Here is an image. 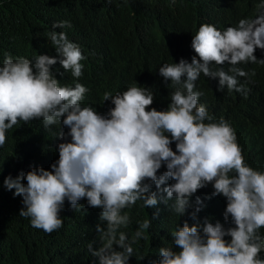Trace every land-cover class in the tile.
Returning <instances> with one entry per match:
<instances>
[{
  "label": "clouds",
  "instance_id": "obj_1",
  "mask_svg": "<svg viewBox=\"0 0 264 264\" xmlns=\"http://www.w3.org/2000/svg\"><path fill=\"white\" fill-rule=\"evenodd\" d=\"M256 7L255 18L240 19L223 33L201 24L191 41L196 53L191 62L181 59L159 69L160 76L175 88L163 111L157 107L148 110L153 93L131 86L123 93H103L104 101L114 105L103 116L90 106L88 89L82 84L60 86L51 66L59 62L79 78L80 61L85 59L64 32L48 34L56 57L38 55L33 63L6 54L0 67V146L6 142V132L20 121L42 118L48 127L63 118L68 128L67 134L58 133L68 140L58 144L59 159L50 166L51 171L34 168L16 178L5 177V187L22 197L24 207L19 214L30 218L33 228L50 234L63 226L60 213L65 200L73 208L81 201L107 222L106 228L96 226L102 246L93 251L89 244V252L98 257L99 264H127L133 256L132 245L143 237L151 221L140 223L129 241L119 231L130 222L123 209L142 201V207L156 205L183 216L189 198L211 183L212 195L225 198L221 215L216 210V223L205 219L203 225L189 226L185 221L172 233L179 250L160 248L158 264H264L260 257L264 237L259 234L264 227V172L247 162L238 134L228 121L213 122L215 116L195 83L203 74L218 78V90L226 86L246 95L237 77L249 73L236 65L264 64L254 55L256 49L264 50V0ZM65 26L71 25L61 21L52 27ZM226 61L231 65L228 72L213 70V62L222 65ZM196 204L201 205L199 198ZM199 211L197 207L191 217L195 219Z\"/></svg>",
  "mask_w": 264,
  "mask_h": 264
},
{
  "label": "trees",
  "instance_id": "obj_2",
  "mask_svg": "<svg viewBox=\"0 0 264 264\" xmlns=\"http://www.w3.org/2000/svg\"><path fill=\"white\" fill-rule=\"evenodd\" d=\"M262 0H0V67L6 54L13 59L24 57L35 62L38 55L56 57L49 32H64L70 42L80 47L85 59L82 75L74 78L71 70L65 71L59 62L51 66L60 86L74 87L76 83L88 89V101L96 112L107 116L114 107L104 101V92L123 93L131 86L147 88L153 93V103L163 111L175 88L159 74L164 64L178 63L181 59L191 62L196 53L191 41L201 24H210L225 31L235 27L240 19L255 18L257 5ZM67 21L71 26L53 29V25ZM257 60H264V50L256 49ZM199 59V57H197ZM213 70L229 71L231 65H211ZM236 67L249 73L237 77L245 92L229 91L225 86L218 90V78L200 75L195 82L200 87L202 100L215 116L228 121L238 134L247 162L264 172V64L239 63ZM255 73L252 75L251 73ZM231 74V73H229ZM184 79V77H182ZM103 94V95H102ZM102 95V96H101ZM82 107L84 105H81ZM63 119V118H62ZM60 123L44 126L41 119L20 121L6 132V142L0 146V264H99L98 257L89 252L102 246L103 241L96 226L106 228L97 210L81 201L73 208L65 200L60 218L63 226L45 233L33 228L30 218L21 216L24 207L22 197L14 196V189L4 185L5 177L16 178L34 168L51 171V165L59 159L58 133L68 128ZM163 170L166 171V166ZM170 179V178H169ZM21 183L26 184V180ZM174 181L171 182V184ZM211 183L197 190L189 198L185 214L166 211L158 206L142 207V201L122 210L130 222L119 231L125 232L131 241L139 224L151 221L142 238L133 246V256L127 264H158L159 249L172 247V233L187 221L203 225L205 219L214 222L220 210L223 196H213ZM210 198H207L208 194ZM159 194H157L158 196ZM204 195V196H202ZM199 198L201 205L196 204ZM173 196V202H175ZM220 202V203H219ZM200 207L196 218L191 213ZM228 228L226 222L218 221ZM264 237V227L259 230ZM117 250L118 247L114 245ZM142 257V258H141ZM260 257L264 258V250Z\"/></svg>",
  "mask_w": 264,
  "mask_h": 264
},
{
  "label": "bare ground",
  "instance_id": "obj_3",
  "mask_svg": "<svg viewBox=\"0 0 264 264\" xmlns=\"http://www.w3.org/2000/svg\"><path fill=\"white\" fill-rule=\"evenodd\" d=\"M220 203V202H219Z\"/></svg>",
  "mask_w": 264,
  "mask_h": 264
}]
</instances>
